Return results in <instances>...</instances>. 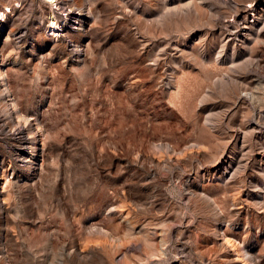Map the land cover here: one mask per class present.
I'll return each mask as SVG.
<instances>
[{
    "label": "rangeland",
    "instance_id": "374dc122",
    "mask_svg": "<svg viewBox=\"0 0 264 264\" xmlns=\"http://www.w3.org/2000/svg\"><path fill=\"white\" fill-rule=\"evenodd\" d=\"M0 4V264H264V0Z\"/></svg>",
    "mask_w": 264,
    "mask_h": 264
},
{
    "label": "bare ground",
    "instance_id": "6f19581e",
    "mask_svg": "<svg viewBox=\"0 0 264 264\" xmlns=\"http://www.w3.org/2000/svg\"><path fill=\"white\" fill-rule=\"evenodd\" d=\"M48 1L51 2V5H53L52 8H58V7L60 8V6H59V1L60 0H48ZM20 4H21L20 1H19V3L17 5L14 3V7H19ZM79 7H80V10L82 8H84L83 7V3L80 4ZM12 10H13V7H11L10 5H1L0 4V22L1 23H3V21L6 18V15L9 12H11ZM78 13H82V12L78 11ZM46 28L49 29V33H51V35L53 37H56L59 34V31L61 30V24H59L58 21H57V15H56V10L55 9H53V13H52L51 18H50V23L46 26ZM3 79L4 78L0 76V88H1V91L0 92L1 93H4V94H7V92L10 91L9 85L6 83L7 81L5 82V80H3ZM4 85H5V87H3ZM246 95H249V93H246ZM2 106L7 109L10 106L9 101L6 99L5 102H3ZM12 123H14V122H12ZM29 124L26 123L25 125H23V128H24V130H26L27 134L32 133L33 130H34V128H33L32 125H31L32 127H29L28 126ZM148 243H150V242H148ZM73 249L74 250H73L71 256H72V258H73L74 261L79 262V263L88 262L89 255H87L86 253H84L83 250H82V248L79 249V248H77V246H74ZM91 258H92V256H91Z\"/></svg>",
    "mask_w": 264,
    "mask_h": 264
}]
</instances>
